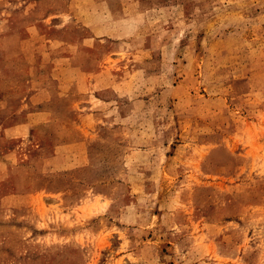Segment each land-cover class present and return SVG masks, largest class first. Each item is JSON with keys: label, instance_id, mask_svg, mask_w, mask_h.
Returning <instances> with one entry per match:
<instances>
[{"label": "rangeland", "instance_id": "obj_1", "mask_svg": "<svg viewBox=\"0 0 264 264\" xmlns=\"http://www.w3.org/2000/svg\"><path fill=\"white\" fill-rule=\"evenodd\" d=\"M0 264H264V0H0Z\"/></svg>", "mask_w": 264, "mask_h": 264}]
</instances>
